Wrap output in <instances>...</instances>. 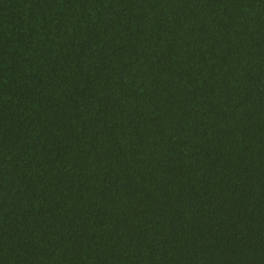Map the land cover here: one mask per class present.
<instances>
[{"label": "trees", "instance_id": "1", "mask_svg": "<svg viewBox=\"0 0 264 264\" xmlns=\"http://www.w3.org/2000/svg\"><path fill=\"white\" fill-rule=\"evenodd\" d=\"M0 264H264V0H0Z\"/></svg>", "mask_w": 264, "mask_h": 264}]
</instances>
